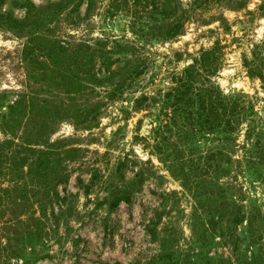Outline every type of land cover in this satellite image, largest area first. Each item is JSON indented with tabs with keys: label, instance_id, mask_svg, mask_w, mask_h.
I'll return each instance as SVG.
<instances>
[{
	"label": "trees",
	"instance_id": "1",
	"mask_svg": "<svg viewBox=\"0 0 264 264\" xmlns=\"http://www.w3.org/2000/svg\"><path fill=\"white\" fill-rule=\"evenodd\" d=\"M82 1L59 0L39 9L29 4L21 21L0 14V29L7 27L6 30L26 38L20 56L25 90L6 106V112L0 110V132L4 136L0 141V264L20 258L22 239L39 238L44 220H57V216L71 213L72 196L65 189L71 176L68 163L78 160L80 151L63 145L64 140L49 141L56 122L67 117L82 129L90 130L100 118L102 105L92 95H99L102 85L112 87L105 90L109 100L123 95V90L131 88L142 71L140 64L125 74L112 70L117 60H112L113 53L98 40L92 45L85 41L62 43L55 35L64 10L72 5V14ZM172 1L133 0V4L151 6L160 10L161 17L169 19L174 13ZM203 1L213 0H194L193 4ZM233 1L238 3L237 9L245 3ZM94 5V0H86L85 17ZM186 15L187 12L172 26L160 27V40H172L182 33L180 28ZM69 16L70 13L66 15ZM224 49L215 42L181 71L170 73L171 86L160 93V119L155 128L156 133L160 132V140H155L154 150L166 171L205 214L206 231L218 234L232 247V258L207 256L203 264H214L211 262L216 259L218 264H264V215L258 206L244 204L242 184L236 181V175H241L244 182L248 180L264 188V100L259 108L257 97L242 91L224 94L216 85L214 78L222 69ZM133 50L129 44L120 49ZM243 67L264 91V35L253 46L250 56L243 58ZM102 72L105 78L101 77ZM3 98L1 95L0 107L5 103ZM149 100L145 93L137 97L134 112L148 108ZM206 137L214 144L207 150L203 163L200 154L195 157V146ZM134 163L124 155L116 160L112 176L103 181L107 191L104 201L110 210L130 202L134 186L123 182L122 172ZM93 172L86 191L98 179V170ZM220 175H232V180L219 184ZM143 177L139 169L136 179ZM59 187H63L61 191ZM242 249L251 250V254L242 255L239 261L237 254ZM166 264L193 263L175 259Z\"/></svg>",
	"mask_w": 264,
	"mask_h": 264
},
{
	"label": "rangeland",
	"instance_id": "2",
	"mask_svg": "<svg viewBox=\"0 0 264 264\" xmlns=\"http://www.w3.org/2000/svg\"><path fill=\"white\" fill-rule=\"evenodd\" d=\"M0 1V14L21 21L29 4L39 9L59 0ZM193 1L173 0L174 13L169 19L161 17L160 10L143 8V3L135 5L133 0H94L88 17L86 0L72 14V5L64 10L55 30L62 43L85 41L92 45L98 40L113 53L112 60H117L112 70L125 74L139 64L143 69L123 95L109 100L105 90H111L110 85H102L100 94L92 95L102 105L100 118L90 130L67 117L56 122L49 141L64 140L63 145L80 151L78 160L68 163L71 176L65 189L72 196L71 213L59 215L57 220H44L41 236L22 239V255L10 264H22L23 260L27 264H166L175 259L203 264L207 256L223 260L233 257L230 245L218 234L206 231L205 214L160 162L154 150L160 132L156 133L155 128L160 119V93L171 86L170 73L181 71L215 42L225 47L222 69L214 78L216 85L224 94L242 91L257 97L261 108L264 91L259 81L248 77L243 58L250 56L264 35V0H245L238 9L233 0L203 1L200 5ZM186 12L182 33L172 40H160V27L181 21ZM5 28L0 29V96H5L2 112L25 90L20 56L26 38ZM125 44L134 50L120 51ZM105 76L102 72L101 77ZM144 93L150 98L149 107L134 112V100ZM3 138L0 132V141ZM213 144L208 137L197 142L195 157L200 154L205 163L203 158ZM124 155L135 162L122 172L123 182L134 189L129 203H120L110 210L104 201L107 191L103 181L113 174L116 160ZM94 169L98 170V179L86 191ZM139 169L143 171L142 180L136 179ZM231 177L220 175L219 184L231 181ZM236 181L242 184L244 204L258 206L264 215V188L244 182L241 175H236ZM233 194L238 195L236 190ZM54 213H58L57 207ZM250 254L251 250L242 249L238 260ZM211 263L218 264L219 260Z\"/></svg>",
	"mask_w": 264,
	"mask_h": 264
}]
</instances>
